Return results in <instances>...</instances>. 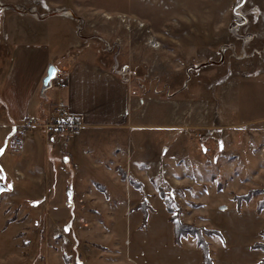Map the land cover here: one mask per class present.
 I'll return each instance as SVG.
<instances>
[{
	"label": "rangeland",
	"instance_id": "1",
	"mask_svg": "<svg viewBox=\"0 0 264 264\" xmlns=\"http://www.w3.org/2000/svg\"><path fill=\"white\" fill-rule=\"evenodd\" d=\"M240 2L0 0V76L11 51L9 16L39 10L72 18L82 44L73 58L89 49L106 67L125 68L122 76L113 73L128 82L136 100L148 101L138 122L156 123L150 132H158L168 154L175 155L154 181L148 174L142 178L146 192L160 188L172 196L183 223L207 218L202 225H211L217 212L228 234L225 220L241 214L235 227L249 226L250 217L262 232L264 209L257 212V204L264 199V0H245L235 15ZM150 39L156 49L147 45ZM35 131L34 143L27 139L2 150V155L12 152L13 172L0 164V184L7 188L0 194V264H141L154 232L161 247L155 264L169 262L177 252L188 255L190 264L199 263L193 239L182 249L172 245L156 193L149 197L154 232H139L134 226L140 213L133 212L143 200L139 192L108 165L100 179L81 180L60 136L51 141L36 128L26 137ZM86 159L78 155L79 162ZM96 184L108 190L102 193ZM252 190L262 192L237 208L233 198ZM208 241L217 253L221 242Z\"/></svg>",
	"mask_w": 264,
	"mask_h": 264
},
{
	"label": "crops",
	"instance_id": "2",
	"mask_svg": "<svg viewBox=\"0 0 264 264\" xmlns=\"http://www.w3.org/2000/svg\"><path fill=\"white\" fill-rule=\"evenodd\" d=\"M26 12L24 15L15 13L12 14L13 17L7 18L9 28L7 40L11 51L4 72L0 76L1 167L3 169L6 166L11 167L12 152L2 155V150H7L6 145L7 147L13 145L11 144L13 127L28 119L42 122L54 113L57 106L62 105L68 113L78 115L82 120V126L77 132L65 139L61 136L57 137V141L61 142L62 148L68 154L67 159L71 160L75 167L73 174L84 181L85 176L100 179L98 176H101V172L104 173L102 170L108 165L112 166L114 174H117L122 181L126 180L129 185V178L139 182L142 185V192L133 189L131 185L130 187L140 193L151 212L148 214L146 227L141 229L142 215L140 211H135L134 207L142 199L135 204L133 212L140 213V223L134 228L145 234L149 231V233L154 232L151 231V217L155 211L149 204V197L152 195L153 198L159 197V188L153 193L146 192L142 178L148 174L150 176L148 181H154L164 173L163 171L169 169L166 164L174 160L175 155L168 154L169 147L160 139L158 132H150L158 127L156 123L138 122L137 116L148 101L136 100L128 82L120 78L121 76L115 75L112 68L106 67L102 61L97 60V56L91 50L87 49L83 55L73 58L72 53L78 52L82 44L72 18L39 10H34L32 14L29 13L30 11ZM7 15H11V12ZM50 65L56 68L58 78L46 91L41 92L42 79ZM171 132L174 131H169L170 134ZM36 133V131L29 133L30 136L25 137L24 140L29 139L27 142L34 143ZM55 138L53 137L51 141ZM130 146H133L134 151L130 150ZM79 154L87 157L85 163L79 162ZM11 168L13 172V167ZM90 178L92 177L86 181H90ZM101 181L109 189L114 188L109 180L101 179ZM104 186L100 187L104 191L108 190ZM155 193L156 197H154ZM122 213L125 215L128 210L125 209ZM165 213V219L170 225L171 243L177 249H182L187 239L182 240L179 246L174 245L172 225L168 221L169 214L166 209ZM214 213L216 214L211 225H202V222H209L207 218H202L199 223H194L191 219L185 222L219 234V236L204 237L207 243L210 238H217L221 242L217 253L210 248L213 264H258L264 258V253L251 249L255 243L264 244V238L260 236V228L256 227L258 222L248 217L251 221L249 226L235 227L234 223L240 222L243 216L233 214L231 220H225L226 224L231 225L227 226L229 231L226 234L221 229L223 226L219 225L221 220L218 213ZM181 219L184 221L183 215ZM234 230L239 231L240 235L234 237ZM156 233H153L149 246L144 248L146 258L141 264L156 263L155 256L161 249L156 243ZM180 258L181 261H178ZM199 258L198 264H201L200 250ZM165 264H190L189 256L177 252Z\"/></svg>",
	"mask_w": 264,
	"mask_h": 264
},
{
	"label": "trees",
	"instance_id": "3",
	"mask_svg": "<svg viewBox=\"0 0 264 264\" xmlns=\"http://www.w3.org/2000/svg\"><path fill=\"white\" fill-rule=\"evenodd\" d=\"M124 178V176H123ZM131 187L139 192H142V185L134 180L133 178L128 179ZM100 192H105L104 189L100 186H97ZM262 191H249L244 196H236L233 200L236 203V207L239 208L242 202L248 203L252 197L257 194H260ZM158 195L163 200L164 207L169 215L168 221L172 225L173 232V243L174 245L179 246L182 240L191 238L194 240L196 247L200 250L201 253V264H213V260L210 256V249L208 243L205 241V236H219V234L215 231L204 230L201 228H197L193 225H188L182 222L180 218V210L173 209L175 202L172 196L165 194L163 190L158 189ZM264 209V199H262L257 204V212H260ZM135 211H140L142 215L140 228L144 229L147 225L148 214L151 212V209L148 207L146 201L143 199L139 204L134 207ZM260 236L264 238V231L260 232ZM251 249L260 250L264 253V244L256 243L251 246ZM264 264V258L258 263Z\"/></svg>",
	"mask_w": 264,
	"mask_h": 264
},
{
	"label": "built area",
	"instance_id": "4",
	"mask_svg": "<svg viewBox=\"0 0 264 264\" xmlns=\"http://www.w3.org/2000/svg\"><path fill=\"white\" fill-rule=\"evenodd\" d=\"M82 126L81 117L68 113L62 105L57 106L54 113L46 120L37 123L35 120H24L13 127L11 144L19 145L27 136V132L40 128L50 140L55 136H69Z\"/></svg>",
	"mask_w": 264,
	"mask_h": 264
},
{
	"label": "water",
	"instance_id": "5",
	"mask_svg": "<svg viewBox=\"0 0 264 264\" xmlns=\"http://www.w3.org/2000/svg\"><path fill=\"white\" fill-rule=\"evenodd\" d=\"M245 0H241L240 4L238 6H236L233 9V14L238 15L237 12L238 10L242 7V5L244 4ZM125 68H122L119 72L115 71V67L112 69V72H114L115 74H122L124 73ZM57 74V70L54 66L50 65L47 68L46 74L44 76V78L42 79V86H41V92L46 91L50 86L52 81L54 80V78L56 77ZM7 191V188L4 187L2 184H0V194ZM67 196H68V200L70 199V192H67Z\"/></svg>",
	"mask_w": 264,
	"mask_h": 264
},
{
	"label": "bare ground",
	"instance_id": "6",
	"mask_svg": "<svg viewBox=\"0 0 264 264\" xmlns=\"http://www.w3.org/2000/svg\"><path fill=\"white\" fill-rule=\"evenodd\" d=\"M149 47H152L154 49L157 48V44L154 42V40L150 39L149 43L147 44Z\"/></svg>",
	"mask_w": 264,
	"mask_h": 264
},
{
	"label": "snow or ice",
	"instance_id": "7",
	"mask_svg": "<svg viewBox=\"0 0 264 264\" xmlns=\"http://www.w3.org/2000/svg\"><path fill=\"white\" fill-rule=\"evenodd\" d=\"M3 177H0V179H2Z\"/></svg>",
	"mask_w": 264,
	"mask_h": 264
}]
</instances>
